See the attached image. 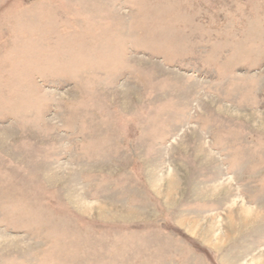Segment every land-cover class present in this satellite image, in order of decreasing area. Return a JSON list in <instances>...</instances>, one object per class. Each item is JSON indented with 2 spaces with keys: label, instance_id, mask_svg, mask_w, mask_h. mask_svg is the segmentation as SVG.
Listing matches in <instances>:
<instances>
[{
  "label": "rangeland",
  "instance_id": "rangeland-1",
  "mask_svg": "<svg viewBox=\"0 0 264 264\" xmlns=\"http://www.w3.org/2000/svg\"><path fill=\"white\" fill-rule=\"evenodd\" d=\"M0 264H264V0H0Z\"/></svg>",
  "mask_w": 264,
  "mask_h": 264
}]
</instances>
